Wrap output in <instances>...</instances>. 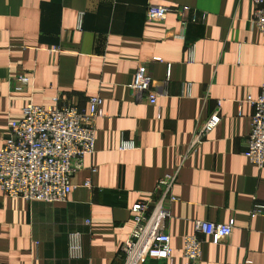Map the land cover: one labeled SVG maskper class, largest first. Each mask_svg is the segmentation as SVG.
<instances>
[{"label":"crops","instance_id":"1","mask_svg":"<svg viewBox=\"0 0 264 264\" xmlns=\"http://www.w3.org/2000/svg\"><path fill=\"white\" fill-rule=\"evenodd\" d=\"M150 5L189 7L198 19L171 13L150 22ZM255 10L252 0H0V150L10 122L30 105L86 110L91 97L104 101L95 151L72 177L66 202L0 191V264H123L134 205L154 204L159 181L179 168L166 225L173 258L155 264H185V238L197 222L231 221L233 233L220 243L201 236V264H264V215L251 214L264 204V169L245 155L249 99L264 85ZM141 64L160 93L156 105L131 89ZM218 109V126L185 159L196 130ZM124 141L136 148L122 150ZM75 232L82 234L79 260L69 256Z\"/></svg>","mask_w":264,"mask_h":264},{"label":"built area","instance_id":"2","mask_svg":"<svg viewBox=\"0 0 264 264\" xmlns=\"http://www.w3.org/2000/svg\"><path fill=\"white\" fill-rule=\"evenodd\" d=\"M252 1L256 8L253 24L264 38V0ZM171 13L184 19L191 13L192 22L198 19L197 13L189 7L158 5L148 7L147 19L161 22ZM187 23L188 20H185L184 26ZM81 25L80 18V28ZM189 61L194 62L193 48ZM19 81L27 84L29 79L20 77ZM186 88V94L190 97L192 85L188 84ZM131 89L138 101H147L151 105H156L160 97L144 64L138 67ZM162 95L167 96V90ZM249 103L254 112L245 155L253 165L264 169V85L260 95L256 99L250 98ZM56 104V107L30 105L24 109L21 120L10 122V139L0 150V191L6 197L28 202L58 203L66 202L75 189L72 177L84 168L85 157L93 154L96 148L97 122L103 114L104 101L99 96L91 97L86 110L60 105L59 101ZM219 121L218 109L207 123L196 130L185 159L197 153ZM135 148V144L129 141H124L121 146L124 151ZM179 170L159 181L155 190L158 199L154 204L143 201L134 205V229L121 249L123 264H155L172 260V240L166 225L171 218L168 204L175 201L171 194ZM251 214L264 215V204H256ZM234 226V221L227 225L197 222L196 233L185 238V264H201L204 243L201 236L218 244L232 235ZM69 256L72 260L83 257L81 233L69 235Z\"/></svg>","mask_w":264,"mask_h":264}]
</instances>
